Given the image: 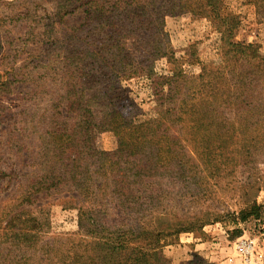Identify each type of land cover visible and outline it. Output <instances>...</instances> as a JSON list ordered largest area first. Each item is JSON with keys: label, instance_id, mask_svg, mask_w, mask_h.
I'll list each match as a JSON object with an SVG mask.
<instances>
[{"label": "trees", "instance_id": "trees-1", "mask_svg": "<svg viewBox=\"0 0 264 264\" xmlns=\"http://www.w3.org/2000/svg\"><path fill=\"white\" fill-rule=\"evenodd\" d=\"M221 1L58 2L54 14L81 8L84 16L64 34L61 51L51 54L63 42L52 40L43 53L35 54L37 74L29 71V96L39 98L42 104L32 122L41 138L42 173L24 188L22 196L23 201L31 202L50 193L66 192L64 196L75 199L79 221L90 224L86 231L89 239L60 237L66 247L22 259L20 250L36 236L29 232L24 236L19 230L23 235L16 243L19 253L10 256L6 252L0 264H121V256L130 255L135 248L131 244L134 239L144 236L149 238L145 245H156L157 238L145 233L147 227L140 219L150 213L151 203L171 192L166 177L173 181L203 171L188 148L201 157L209 177L220 175L224 165L239 161L248 165L259 155L264 163V97L253 95L257 84L251 82L259 80L261 74L264 77V57L255 52L252 43L226 41L234 53L240 47L257 58L248 74L237 73L235 82L224 76L205 78L203 71L197 75L178 72L182 82L190 80L186 76L193 77V82L183 92L178 85L177 92L185 96L159 106L155 117L138 121L119 107V101L125 98V89L117 86L120 80L136 76L167 81L176 74L158 75L152 68L158 56L170 57L164 17L184 10L219 17ZM257 8L264 12V3H257ZM97 129L113 131L115 149L101 150L92 145L91 132ZM174 144L182 150V156L169 150ZM183 169L188 174H183ZM257 176L264 181V170ZM248 208L241 219L259 215L255 200ZM109 215H121L127 221L111 220ZM13 221L15 225L23 221L18 211L7 217L4 226H12ZM198 224L201 222L160 221L148 232L156 236L171 234ZM78 244L82 251L73 252ZM139 254V258H130L129 264H140L147 252Z\"/></svg>", "mask_w": 264, "mask_h": 264}, {"label": "rangeland", "instance_id": "rangeland-1", "mask_svg": "<svg viewBox=\"0 0 264 264\" xmlns=\"http://www.w3.org/2000/svg\"><path fill=\"white\" fill-rule=\"evenodd\" d=\"M58 2L63 4L66 0H0V261L7 253L10 256L19 253L18 236H25L27 232L36 237L20 250L22 259L66 247L67 243L60 237H88L86 231L90 224L79 221L75 199L64 196L68 195L66 192L50 193L31 202L23 201L22 196L24 188L42 173L41 138L32 127L42 104L39 98L29 96L32 89V82L27 81L29 71L36 75L35 54L43 53L42 50L56 38L63 41L64 34L84 16L81 8L71 13L59 10L54 14ZM257 3L264 2L222 0L219 17L198 15L190 10L167 14L164 31L170 57L158 56L152 68L158 75L176 74L167 81L136 76L120 80L117 86L125 89V98L119 101L121 110L134 114L138 121L155 117L159 106L185 96L177 92L178 85L183 92L193 82L190 76H186L190 80L182 82L178 72L197 75L203 71L205 78L224 76L232 82L237 80L238 72L248 74L257 58L240 47H236L239 52L234 53L226 41L252 43L255 52L264 57V12L257 8ZM63 43L59 42L51 54L60 52ZM251 82L253 86L257 84L253 95L264 97L262 74L259 80ZM91 143L101 150H113L117 146L110 129L93 130ZM169 150L182 156L176 144ZM188 152L203 171L192 172L195 176L182 175L173 181L166 177V186L171 192L162 195L157 203H151L150 213L146 212L140 219L147 227L145 233L157 238L156 245H145L149 238L144 236L134 239L131 244L135 248L130 255L121 256V264H129L130 258H139L141 251L147 254L140 264H264V181L257 176L264 170L261 155L248 165H242L241 161L224 165L220 175L209 177L198 153L189 148ZM183 170V174H188ZM252 200L258 204L259 215L250 214L241 219ZM15 211L23 221L4 226L7 217ZM108 218L127 221L121 215ZM160 221L191 224L196 221L201 225L158 236L148 232ZM53 237L58 239L53 240ZM242 238L253 241L256 258L252 261L244 260L236 248ZM72 242L75 244L76 240ZM82 249L79 244L74 245L73 252Z\"/></svg>", "mask_w": 264, "mask_h": 264}, {"label": "built area", "instance_id": "built-area-1", "mask_svg": "<svg viewBox=\"0 0 264 264\" xmlns=\"http://www.w3.org/2000/svg\"><path fill=\"white\" fill-rule=\"evenodd\" d=\"M236 248L239 251V253H241L244 260L252 261L253 257L256 258V256H254L253 254L254 245L252 240L248 242L242 238L238 240L236 244Z\"/></svg>", "mask_w": 264, "mask_h": 264}]
</instances>
